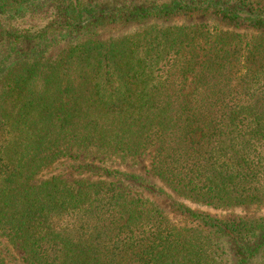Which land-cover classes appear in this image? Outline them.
Here are the masks:
<instances>
[{"label": "trees", "instance_id": "16d2710c", "mask_svg": "<svg viewBox=\"0 0 264 264\" xmlns=\"http://www.w3.org/2000/svg\"><path fill=\"white\" fill-rule=\"evenodd\" d=\"M198 16L235 30L157 24ZM158 182L264 205V0H0V264H264V216Z\"/></svg>", "mask_w": 264, "mask_h": 264}, {"label": "rangeland", "instance_id": "374dc122", "mask_svg": "<svg viewBox=\"0 0 264 264\" xmlns=\"http://www.w3.org/2000/svg\"><path fill=\"white\" fill-rule=\"evenodd\" d=\"M103 2H108V4L112 5H118L121 3H126L127 5H135L139 4L140 0H102ZM119 2V3H117ZM116 3V4H115ZM158 25L163 26V27H168V26H181V25H195V24H205L209 27H213L214 25H218V27L221 30L224 31H233L235 29L229 28L226 25L223 24H217L214 20L207 18V17H192L188 19H182V20H169V21H163V22H157ZM142 28V25L140 24H131V25H126L121 28H118L113 31H107L104 32L103 34L99 35V40H108V39H119L122 38L126 35L134 34L138 31H140ZM64 46V45H63ZM62 46V47H63ZM153 151L149 150L142 154L141 156L133 159V160H128L126 162H119L117 160H106L105 165L111 168H117L123 171H126L128 173H141L144 171L146 168L148 161L150 157L152 156ZM65 179L68 181L73 182L75 177L71 176L70 174L65 175ZM166 191L172 196L173 200L182 202L185 204L187 207L194 209V210H201V211H206L210 214L213 215H218V216H224L227 214H254L256 216H264V205L262 206H250V207H242V208H233V209H227V210H213L207 207H202L196 204L191 203L190 201H184L181 200L172 190L167 189L165 186L161 184V182H158ZM142 196L154 205H156L158 208H160L166 215L171 217V198L167 197L166 195L163 196H157V195H149L147 193H143Z\"/></svg>", "mask_w": 264, "mask_h": 264}]
</instances>
